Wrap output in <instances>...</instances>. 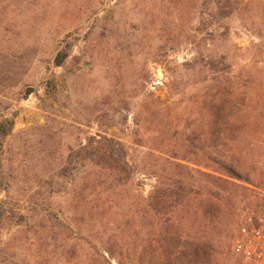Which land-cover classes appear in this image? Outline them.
<instances>
[{
    "label": "rangeland",
    "instance_id": "1",
    "mask_svg": "<svg viewBox=\"0 0 264 264\" xmlns=\"http://www.w3.org/2000/svg\"><path fill=\"white\" fill-rule=\"evenodd\" d=\"M212 137L264 186V0H0V264H238L264 188L165 236L137 173Z\"/></svg>",
    "mask_w": 264,
    "mask_h": 264
},
{
    "label": "trees",
    "instance_id": "2",
    "mask_svg": "<svg viewBox=\"0 0 264 264\" xmlns=\"http://www.w3.org/2000/svg\"><path fill=\"white\" fill-rule=\"evenodd\" d=\"M66 57L65 52L59 53L56 65L60 66ZM214 137L209 144L192 148L194 158H188L186 155L181 158L166 157L160 152L156 164L152 165L143 160L136 164L140 176L151 177L155 181L151 186L150 198L160 194L159 192L162 193L161 198L155 201L166 217L160 235H167L169 220L174 221V225H179L187 220L192 212L196 216L206 211L212 214L219 205L229 204V190L224 186L241 188L238 184L240 183L257 189L264 188L258 182L262 176L260 162L243 159L231 151V154H227L218 146ZM195 175L203 179L197 181L194 186L190 181H193ZM204 198L210 203L205 210ZM106 253L113 258L110 250H106Z\"/></svg>",
    "mask_w": 264,
    "mask_h": 264
},
{
    "label": "built area",
    "instance_id": "3",
    "mask_svg": "<svg viewBox=\"0 0 264 264\" xmlns=\"http://www.w3.org/2000/svg\"><path fill=\"white\" fill-rule=\"evenodd\" d=\"M238 264H264V230L252 229L240 242Z\"/></svg>",
    "mask_w": 264,
    "mask_h": 264
}]
</instances>
